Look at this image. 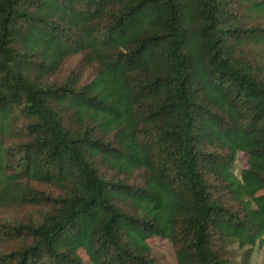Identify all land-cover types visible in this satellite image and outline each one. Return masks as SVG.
<instances>
[{
	"label": "trees",
	"instance_id": "1",
	"mask_svg": "<svg viewBox=\"0 0 264 264\" xmlns=\"http://www.w3.org/2000/svg\"><path fill=\"white\" fill-rule=\"evenodd\" d=\"M16 117L25 137L8 144ZM10 205L45 211L0 222V264H160L152 237L176 264H250L264 248V0H0Z\"/></svg>",
	"mask_w": 264,
	"mask_h": 264
},
{
	"label": "rangeland",
	"instance_id": "2",
	"mask_svg": "<svg viewBox=\"0 0 264 264\" xmlns=\"http://www.w3.org/2000/svg\"><path fill=\"white\" fill-rule=\"evenodd\" d=\"M254 23L250 22V24ZM80 59L78 57L72 58L63 65L60 70L59 77L62 78L70 73V70L75 65H78ZM92 76V70L86 69L85 77L90 79ZM17 118V117H16ZM28 120L18 117L13 123V131L10 136L7 137L6 143H14L23 140L25 137V132L23 131L24 125ZM247 155L244 153H238L236 161L234 163V171L236 174L240 170L247 167L246 164ZM35 187L40 190H48L47 185L35 183ZM45 211L43 207H34L28 205H10V206H0V222L4 221H33L39 223L42 219V215ZM148 244L151 248L152 254L157 259L160 264H176L175 254L172 245L167 241L159 237H152L148 240ZM9 247L7 244H2V248L5 249ZM79 256L84 264H89L88 259L83 251H79ZM250 264H264V248L255 247L254 252L251 257Z\"/></svg>",
	"mask_w": 264,
	"mask_h": 264
}]
</instances>
